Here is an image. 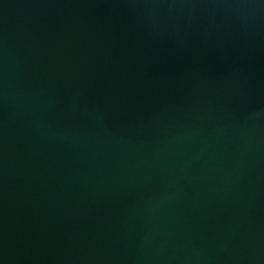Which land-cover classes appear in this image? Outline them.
I'll return each mask as SVG.
<instances>
[{
  "label": "water",
  "instance_id": "obj_1",
  "mask_svg": "<svg viewBox=\"0 0 264 264\" xmlns=\"http://www.w3.org/2000/svg\"><path fill=\"white\" fill-rule=\"evenodd\" d=\"M0 264H264V0H0Z\"/></svg>",
  "mask_w": 264,
  "mask_h": 264
}]
</instances>
